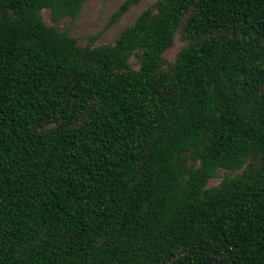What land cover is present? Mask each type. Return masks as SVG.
I'll list each match as a JSON object with an SVG mask.
<instances>
[{
	"label": "trees",
	"instance_id": "trees-1",
	"mask_svg": "<svg viewBox=\"0 0 264 264\" xmlns=\"http://www.w3.org/2000/svg\"><path fill=\"white\" fill-rule=\"evenodd\" d=\"M83 1L0 0V264H264V0Z\"/></svg>",
	"mask_w": 264,
	"mask_h": 264
},
{
	"label": "rangeland",
	"instance_id": "rangeland-1",
	"mask_svg": "<svg viewBox=\"0 0 264 264\" xmlns=\"http://www.w3.org/2000/svg\"><path fill=\"white\" fill-rule=\"evenodd\" d=\"M122 0H84L79 13L74 18L63 17L53 22L48 11H40L41 19L47 25H53L60 30H66L68 35L75 38L76 42L83 45L89 42V37L94 36L93 45L112 43L118 32L129 25L135 16L154 0H141L131 5L117 20L111 21V15ZM181 44V39L176 35L172 45L163 52L166 61H172L175 52ZM133 68L137 65L133 57L130 58ZM225 170H218V176L210 179L207 186L215 185Z\"/></svg>",
	"mask_w": 264,
	"mask_h": 264
}]
</instances>
